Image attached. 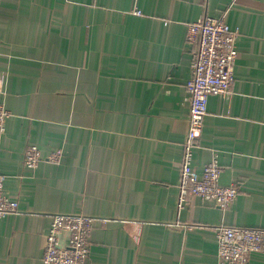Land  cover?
<instances>
[{
	"label": "crops",
	"instance_id": "1",
	"mask_svg": "<svg viewBox=\"0 0 264 264\" xmlns=\"http://www.w3.org/2000/svg\"><path fill=\"white\" fill-rule=\"evenodd\" d=\"M223 12L239 31L232 93L208 97L193 163L217 154L238 194L180 209L187 24ZM0 102V170L19 205L0 216V264H42L55 212L94 217L86 264H217L218 225L264 230V0H0Z\"/></svg>",
	"mask_w": 264,
	"mask_h": 264
},
{
	"label": "built area",
	"instance_id": "2",
	"mask_svg": "<svg viewBox=\"0 0 264 264\" xmlns=\"http://www.w3.org/2000/svg\"><path fill=\"white\" fill-rule=\"evenodd\" d=\"M138 12V10L136 11ZM239 31L231 28L225 12L217 16H201L187 24L185 38L193 46L191 74L186 81L189 99L188 127L183 141L178 177V208L184 207L189 195L228 208L237 197L236 185L219 182L221 166L217 154L206 162L201 172L193 163L196 142L201 136L207 101L210 95L232 93L234 65L237 57L236 39ZM9 111L0 102V130H4ZM62 149L48 155L59 162ZM42 155L39 147L30 143L24 151V164L34 169ZM18 201L4 189V174L0 170V216L17 213ZM94 217L84 212L52 213L45 235L42 264H86L90 251V233ZM217 264H248L249 255L264 251V230L251 226L218 225L215 229Z\"/></svg>",
	"mask_w": 264,
	"mask_h": 264
},
{
	"label": "rangeland",
	"instance_id": "3",
	"mask_svg": "<svg viewBox=\"0 0 264 264\" xmlns=\"http://www.w3.org/2000/svg\"><path fill=\"white\" fill-rule=\"evenodd\" d=\"M6 120V119H5ZM58 149V148H57ZM61 149V148H60ZM56 150V149H55ZM41 161V160H40Z\"/></svg>",
	"mask_w": 264,
	"mask_h": 264
}]
</instances>
